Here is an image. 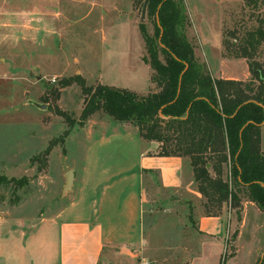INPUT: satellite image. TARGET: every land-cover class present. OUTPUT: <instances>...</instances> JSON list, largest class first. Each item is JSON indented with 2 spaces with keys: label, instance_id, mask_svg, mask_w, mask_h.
I'll use <instances>...</instances> for the list:
<instances>
[{
  "label": "rangeland",
  "instance_id": "374dc122",
  "mask_svg": "<svg viewBox=\"0 0 264 264\" xmlns=\"http://www.w3.org/2000/svg\"><path fill=\"white\" fill-rule=\"evenodd\" d=\"M253 1L183 0L188 18L184 32L198 61L217 76H247V62L225 54L223 42L236 38L240 43L249 31H264V0ZM141 9L136 0H0V175L14 178L0 181V218L29 220L75 200L72 192L62 194L64 172L73 168L78 178L87 155L92 163L118 166L136 164L139 151L145 150L143 167L148 175L139 199V240L126 243L125 254L116 242V252H103L97 264H140L144 258L154 264H256L264 253V232L260 240H247L248 221L239 241V223L230 230L225 225L221 258L210 247L209 255L194 261L202 237L199 215L224 212L225 217L231 213L237 218L234 208L223 204L218 209L212 203L205 207L206 199L199 198L193 178L182 174L187 171L183 160L149 152L153 145L139 135L134 121H118L97 110L82 125L77 122L87 96L75 76L87 86L100 82L139 94L158 89L145 62L146 47L138 27L144 22L153 35V23ZM256 58L264 63V41L256 44ZM57 109L74 124L69 125ZM113 127L121 135L118 140L98 141ZM171 183L180 187L178 191L163 189ZM239 194L248 220L255 207L264 216V210L247 200L244 189ZM257 244L261 247L253 257Z\"/></svg>",
  "mask_w": 264,
  "mask_h": 264
},
{
  "label": "trees",
  "instance_id": "16d2710c",
  "mask_svg": "<svg viewBox=\"0 0 264 264\" xmlns=\"http://www.w3.org/2000/svg\"><path fill=\"white\" fill-rule=\"evenodd\" d=\"M136 1L153 23V35L144 22L138 27L145 42V62L153 70L151 79L158 89L139 94L100 82L87 86L82 77L75 76L74 81L87 96L77 122L82 125L97 110L118 121H134L141 137L158 143V155L189 158L197 191L206 199L205 207L212 203L220 209L226 204L234 208L239 220L242 188L247 200L264 210V153L260 148L264 63L256 58V44L264 41V31H249L240 43L236 38L223 42L225 54L246 59L247 80L214 77L198 61L184 32L188 18L183 0ZM56 112L69 120V125L74 124L64 111ZM70 130L64 131L59 141ZM56 141L43 152L47 154ZM0 181L14 178L0 175ZM256 264H264V253Z\"/></svg>",
  "mask_w": 264,
  "mask_h": 264
},
{
  "label": "crops",
  "instance_id": "0c3cea01",
  "mask_svg": "<svg viewBox=\"0 0 264 264\" xmlns=\"http://www.w3.org/2000/svg\"><path fill=\"white\" fill-rule=\"evenodd\" d=\"M244 60L246 61L245 58ZM208 69L212 76L221 77L214 74L209 67ZM249 76L248 69L247 76L237 80H247ZM117 133L119 131H115L113 127L111 131L102 134L98 141L110 144L121 137ZM148 142L153 145L152 149L148 151L157 154L155 149L158 143ZM260 148L264 153V122L260 131ZM144 153H146L145 150L139 151L136 164L129 163L118 166L92 163L90 156L87 155L83 171L78 178L73 171L71 190L67 191L74 193L75 200H71L69 204L55 212L29 220L27 218H0V264H97L103 252L115 251L113 244L116 242L121 243L118 249L121 254L128 253L129 246L127 247L126 243H134L139 240L137 231L139 226L136 225L139 199L143 194L144 176L148 175L143 167ZM167 157L176 158L181 163L183 160L187 171H182V174L185 179L193 178L187 156L167 155ZM90 164H92V170L89 168ZM187 165H189L188 168ZM76 180L78 185L75 187ZM166 185L167 187L161 186L167 191H172L170 190L172 187L177 191L180 188L171 186L176 185L175 183ZM194 185L196 187L195 182ZM198 195L200 198L199 192ZM86 200L88 205L94 208L93 210L84 203ZM250 204L254 205L251 201ZM255 208L249 220L244 208L241 210L239 220L231 213L225 217L224 212L210 216L199 215L197 224L202 237L200 251L194 261L209 255L210 249L218 257H222L225 246L221 240L225 225L227 230H230L231 227L234 229L236 223H239L237 232V241H239L244 225L248 221L249 237L247 240L251 238L260 240L258 236L264 232V216L261 215L258 208ZM120 228L124 232H116ZM128 229L132 230V233L125 232ZM235 231L233 230V232ZM260 247V244L254 247L253 257Z\"/></svg>",
  "mask_w": 264,
  "mask_h": 264
},
{
  "label": "water",
  "instance_id": "95a60500",
  "mask_svg": "<svg viewBox=\"0 0 264 264\" xmlns=\"http://www.w3.org/2000/svg\"><path fill=\"white\" fill-rule=\"evenodd\" d=\"M34 105H36L39 108L45 107V104H39L37 102H34ZM64 179L65 182L62 187V194H65L67 191L71 190V185L73 183V169L69 168L64 172Z\"/></svg>",
  "mask_w": 264,
  "mask_h": 264
},
{
  "label": "built area",
  "instance_id": "2783aa9c",
  "mask_svg": "<svg viewBox=\"0 0 264 264\" xmlns=\"http://www.w3.org/2000/svg\"><path fill=\"white\" fill-rule=\"evenodd\" d=\"M140 264H154V263L149 261V260H147V259L145 260V258H144V259L141 260Z\"/></svg>",
  "mask_w": 264,
  "mask_h": 264
}]
</instances>
